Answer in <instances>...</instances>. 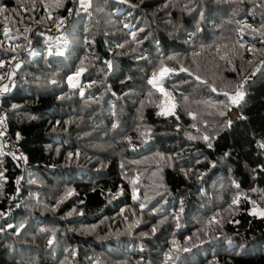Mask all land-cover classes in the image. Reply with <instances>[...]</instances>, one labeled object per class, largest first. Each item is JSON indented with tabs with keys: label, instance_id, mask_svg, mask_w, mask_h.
<instances>
[{
	"label": "trees",
	"instance_id": "1",
	"mask_svg": "<svg viewBox=\"0 0 264 264\" xmlns=\"http://www.w3.org/2000/svg\"><path fill=\"white\" fill-rule=\"evenodd\" d=\"M123 1L0 0V264H264V0Z\"/></svg>",
	"mask_w": 264,
	"mask_h": 264
},
{
	"label": "built area",
	"instance_id": "2",
	"mask_svg": "<svg viewBox=\"0 0 264 264\" xmlns=\"http://www.w3.org/2000/svg\"><path fill=\"white\" fill-rule=\"evenodd\" d=\"M59 27H60V25L55 27L50 33L47 34V36H50L52 32H57V29ZM0 93H1V89H0ZM0 135L7 141L8 150L13 151L15 154L18 155L19 151L17 150V146H16L15 142L13 141L12 137L10 136L8 126H7V122H6L5 117L3 115V109L1 106H0ZM18 204H19V200L15 201L13 203V205L10 206V208L8 209V212L6 214L7 217H11L13 215L14 210L18 207Z\"/></svg>",
	"mask_w": 264,
	"mask_h": 264
},
{
	"label": "snow or ice",
	"instance_id": "3",
	"mask_svg": "<svg viewBox=\"0 0 264 264\" xmlns=\"http://www.w3.org/2000/svg\"><path fill=\"white\" fill-rule=\"evenodd\" d=\"M82 6H84V5L82 4ZM241 47H243V45H241ZM249 51H252V49H249ZM0 67H3V64H0ZM172 71H174V70H173V69H169V68H167V67H162V68L160 69V71H159L158 74H157V73H154V74H153V78H152V80L149 81V83L153 84L154 87H157V86H158V79H157V76H159L160 79H163L167 74H169V73L172 72ZM181 71H186V69H181ZM0 78H2V77H0ZM197 79H199V78L197 77ZM73 86H75V85H73ZM7 90H8V88H7V86L5 85L3 91H7ZM159 90H160L165 96L168 95V93L164 92V89H163L162 86H160V89H159ZM213 90H215V89H213ZM225 95H227V93H225ZM242 98H243V93H242L241 91H237L236 96L232 97L231 99H232V102H233V103H237L238 100H239V99H242ZM173 107H174V106H173ZM69 195H71V193H69ZM253 214H255V213H253ZM260 215H264V213H260Z\"/></svg>",
	"mask_w": 264,
	"mask_h": 264
},
{
	"label": "rangeland",
	"instance_id": "4",
	"mask_svg": "<svg viewBox=\"0 0 264 264\" xmlns=\"http://www.w3.org/2000/svg\"><path fill=\"white\" fill-rule=\"evenodd\" d=\"M59 25H61V22L59 23ZM55 49L53 47H51L50 49V54L52 55L54 53ZM82 75H83V71H78L77 73L71 75L69 77V83L70 85H75L74 87H79L82 83ZM234 97V96H232ZM230 97V98H232ZM242 99H239L237 103H233L232 102V99H231V102L233 103V108L230 110V116L232 119H234L238 114H237V111H236V105H238L240 103ZM232 121V120H231Z\"/></svg>",
	"mask_w": 264,
	"mask_h": 264
},
{
	"label": "water",
	"instance_id": "5",
	"mask_svg": "<svg viewBox=\"0 0 264 264\" xmlns=\"http://www.w3.org/2000/svg\"><path fill=\"white\" fill-rule=\"evenodd\" d=\"M113 1H117V2H120V3H125L123 0H113ZM81 71V70H80ZM173 111H169V115L172 114Z\"/></svg>",
	"mask_w": 264,
	"mask_h": 264
}]
</instances>
